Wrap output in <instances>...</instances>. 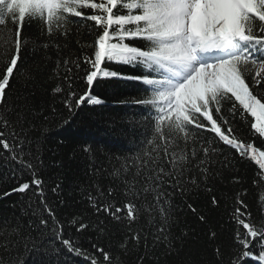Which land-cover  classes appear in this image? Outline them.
Segmentation results:
<instances>
[{"label": "snow or ice", "instance_id": "6c2138e0", "mask_svg": "<svg viewBox=\"0 0 264 264\" xmlns=\"http://www.w3.org/2000/svg\"><path fill=\"white\" fill-rule=\"evenodd\" d=\"M73 25L91 39H77V51ZM41 74L53 85V117L113 100L123 111L118 131L131 133L122 156L100 160L83 147L90 183L76 211H67L64 181L48 175L66 164L44 158L50 117L38 122L28 87ZM121 81L138 85L134 97L97 91ZM240 162L257 166L252 184L264 206V0H0V169L14 181L0 200L20 197L0 210V264H27L41 249L83 264H126L132 253L135 264H160L179 251L177 198L207 223L184 199L202 186L227 217L213 264L264 262V208L250 210ZM217 184L232 194L217 195Z\"/></svg>", "mask_w": 264, "mask_h": 264}, {"label": "trees", "instance_id": "16d2710c", "mask_svg": "<svg viewBox=\"0 0 264 264\" xmlns=\"http://www.w3.org/2000/svg\"><path fill=\"white\" fill-rule=\"evenodd\" d=\"M35 31V22L31 26H26V34ZM80 32L81 35L78 37L76 35V27L73 25L70 44L72 51L79 49V45L76 43L77 39L80 40L81 44L91 43V39L83 28L80 29ZM28 55L33 56L32 50H29ZM40 55L39 52H36L33 59L39 60ZM124 70L131 72L129 68H125ZM46 72L47 69L45 70ZM52 86L46 74H41L37 78L35 85H28L29 88L33 89L31 103L34 111L38 114L43 113L38 122L42 121L44 116L50 117L49 121L44 125L48 129V138L44 145L48 151L45 152L44 158L46 161H63L66 164V167L63 168H49L48 175L53 180L60 179L64 181L67 190L73 193V198L68 200L71 207L67 211H76L83 207L81 203L83 198L80 195L81 189H86L90 183L88 174L91 170L89 157L83 152V147L86 145L91 146L100 160H105V153L122 156L128 154V149L131 147L129 143L131 133L123 135L118 131V127L123 124L121 120L123 111L115 106L113 100H108L107 105L103 108L99 106L83 107L71 118H69L66 110L53 117L50 111V106L53 102L51 95ZM136 87L138 85L133 82L121 81L115 87L106 86V88L98 89L97 91H106L108 96L118 92L123 93L125 96L134 97L136 95ZM57 101H59V97H57ZM126 111L132 113L135 109H127ZM64 120H69V123L64 124ZM113 120H116L117 123L113 124ZM41 132H43V129H41ZM110 136L113 139H118L125 146H107L104 141ZM232 154L234 155V153ZM220 159H223V157H220ZM236 168L239 175L245 181L244 187L249 190L247 203L255 215L260 209L264 208V206L259 204L258 196L260 189L254 187L252 184L257 166L254 162H240L236 165ZM4 172V169H0V187H9L14 181L9 180L4 175ZM21 179H25V177H21ZM202 188L201 190L194 191L190 198L185 197L184 199L188 203H192L198 209L199 214L206 216L207 223L200 222L198 216L193 214L177 198L176 204L179 207L176 219L178 222L173 227L172 233L175 237L176 248L179 251L167 257L166 260L162 259L160 264H213V249L227 241V234L220 231V225L227 219L224 216L223 206L213 210L210 204L211 194L203 191ZM214 191L217 195L224 193L230 196L232 194L226 185L221 184H217ZM19 199L20 197L14 195L7 200H0V210L11 212L9 205L12 201ZM212 231L218 233L216 239L212 238ZM88 235L90 237L94 236L91 232ZM112 239L116 240L118 237H113ZM108 243V237L102 238V246H106ZM124 259H126V264H135L136 257L132 253L128 254ZM56 260H59L60 264H83L81 257L67 253L59 257H49L44 249L30 253L27 264H50V261L51 264H55ZM245 264H264V262L249 260Z\"/></svg>", "mask_w": 264, "mask_h": 264}]
</instances>
